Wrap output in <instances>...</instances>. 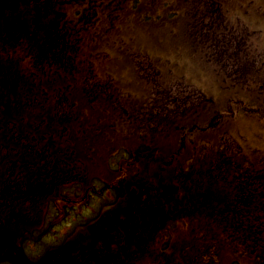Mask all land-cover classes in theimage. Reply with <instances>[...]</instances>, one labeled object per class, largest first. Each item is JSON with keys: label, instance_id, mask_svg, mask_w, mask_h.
<instances>
[{"label": "rangeland", "instance_id": "obj_1", "mask_svg": "<svg viewBox=\"0 0 264 264\" xmlns=\"http://www.w3.org/2000/svg\"><path fill=\"white\" fill-rule=\"evenodd\" d=\"M36 1L9 3L1 16L0 104L10 102L16 92L3 71L10 72L14 63L16 73H21L22 65L28 70L29 58H21L29 49L38 50L39 31L50 25L52 7L45 6L47 0ZM56 1L59 36L75 43L84 59L78 64L82 69L71 72L80 74L86 89L92 88L90 96L75 101L86 106L88 123L93 119L97 126L78 148L86 182L44 196L28 208L35 212L31 220L17 218L8 229H0L4 245L8 239L22 247L23 255L12 256V263L65 264L75 259L77 264H264V206L247 205L241 216L243 211L225 199L240 177H249L246 171L264 174V0H67L72 6L65 15L60 12L61 1ZM246 34L255 36L256 43ZM241 37L248 44L244 64L239 66L245 75L238 76V67L223 68L221 59L223 47L233 49ZM48 72H38V79L50 78L52 68ZM50 83L48 97L64 103L58 92L53 94ZM205 92L216 111L208 107L209 112L192 120L204 126L216 119L214 128L189 135L167 123L180 112L173 108L196 111ZM3 113L0 109V138L6 137L8 125ZM152 128L166 131L157 134L160 141L148 137ZM231 148L235 153L231 167L213 181L220 190L199 193L195 187L194 202L178 190L176 200L182 208L186 203L191 212L182 211L181 219L167 224L178 210L166 212L158 184L174 183L167 177L171 173L189 186L194 179L198 183L202 179L198 167L213 157L212 152ZM149 150L156 161L145 159ZM2 166L0 161V181L9 174ZM188 170L195 175H182ZM119 181L143 183L150 189L128 192L108 212L109 198L114 197L109 187ZM257 187L262 190L260 181ZM257 193L252 189L250 195ZM20 194L15 200L0 192L4 224L2 211L7 206L27 208L29 194ZM159 224L164 230L153 232V225ZM146 233L150 239H145ZM4 249L0 264L11 262H4ZM183 256L186 260L180 261Z\"/></svg>", "mask_w": 264, "mask_h": 264}, {"label": "trees", "instance_id": "obj_2", "mask_svg": "<svg viewBox=\"0 0 264 264\" xmlns=\"http://www.w3.org/2000/svg\"><path fill=\"white\" fill-rule=\"evenodd\" d=\"M58 28V23L53 22V26L49 25L39 31L37 36L39 41L38 50L34 52L29 49L25 56L23 55L21 58L22 61H24L23 58H29L30 68L28 70H25L22 65L23 70L21 73H16L15 69L17 68L16 63H14V68L11 67L12 70L10 72L3 71L6 78L11 77L10 88L15 89L16 92L10 102L5 101L1 103L2 106L0 104V109L4 110L3 117L8 124L5 131L6 137L0 138V146H8L6 157L21 160L23 179L29 180V190L32 189L33 192L27 198L28 200H39V203L48 194H55L56 196L62 192L63 187L86 182L80 169V160L82 158L78 148L80 143L86 140L85 134L90 131L88 128L94 129L97 126L94 124L93 119L91 123H88L84 115V112H87L86 106L75 101L83 95L90 96L92 89H86L87 83L79 81L80 74L77 75L71 72L72 69H82L78 65L84 60L80 53L81 50L78 49L75 43H71V40L65 41L67 37L59 36ZM50 68L56 71L55 79L53 78V88L64 101V103H55L52 107L46 104L49 89L47 84L48 77H40V79H45L43 83L36 81L37 72L46 73ZM8 69H10V66H8ZM17 89L19 90L17 91ZM8 99L10 100V98ZM33 111L38 112L37 115L31 116ZM21 115L22 120L19 119ZM151 150L147 153L150 157H145V159L154 162L156 160L152 159ZM213 154V157L210 156V158L206 159V163L202 164V167H198L199 176L202 178L198 182L202 188L200 189L201 193H204L210 185V175L213 173L214 168L219 169L218 171L223 174L224 164H227L228 159H233V154L220 151V149L214 151ZM184 173L185 175H195L192 170L184 171ZM173 174L171 173L168 177ZM249 186L255 190V181L250 182ZM167 188L174 189L175 186L168 185ZM193 188V185L184 184L185 198L194 202V197L191 193ZM149 189L143 183L134 182L129 184L128 182L119 181L113 191L116 193V197L120 199L121 197L126 198L130 191L136 190L141 193V191L147 192ZM246 195L243 201L248 206L252 202L253 208L259 206L263 208L264 195L261 197V202L252 199L249 194ZM182 211L187 214L191 212L186 203H184ZM15 213L9 212L7 220L14 221ZM182 213L178 212L174 221H170V219L168 224L176 223L181 219ZM31 217L32 215L30 214L26 215L28 220ZM263 219L264 208L262 210V221ZM23 229L26 231L30 230L28 228ZM12 243L13 245L8 246L19 248L16 243ZM173 246H178V244ZM182 248L180 246L178 250ZM169 249L170 246L165 250ZM171 254L173 255L172 250ZM183 259L186 260L183 256L180 261Z\"/></svg>", "mask_w": 264, "mask_h": 264}, {"label": "flooded vegetation", "instance_id": "obj_3", "mask_svg": "<svg viewBox=\"0 0 264 264\" xmlns=\"http://www.w3.org/2000/svg\"><path fill=\"white\" fill-rule=\"evenodd\" d=\"M20 1H22V0H12V1H10V0H0V15L2 14V9L7 5V4H9V3H18V2H20ZM23 4H27V2H24ZM1 17V16H0ZM243 73H245V71L243 70ZM190 84H185V86H189ZM189 87H191V86H189ZM190 89H192V91H194V89L193 88H190ZM187 95H190V94H187ZM200 106L201 107H204V105L203 104H200ZM205 107L206 108H208V105L206 104L205 105ZM198 108H199V106L198 105H196V114L198 113ZM188 114H190L189 112H188V110H186L185 111V113H184V117H187L188 116ZM194 120H192V119H188L187 121H186V123L187 124H181V125H178L177 127H176V129L177 130H182V129H184L185 131H182V133L184 132V133H186L187 132V134H189V133H192L195 129H197V123L194 121ZM188 123H192L191 125H188ZM170 129V128H169ZM152 132L153 133H148V132H146V133H148V134H150V135H153V134H162V135H165L166 134V131H162L161 129H156V128H152ZM185 139H186V137H184L183 139H182V144H184L185 143ZM6 179H2L1 181H0V185H1V182H2V187H9V188H11V186H9V185H6ZM17 186H18V188L16 189V194H18V195H20V193H22V190L21 189H19V187H20V185H19V183H17ZM0 189H1V187H0ZM9 190L10 189H8L7 191H6V193L7 192H9ZM231 191H235V188L234 189H231ZM166 194V191L164 192V195Z\"/></svg>", "mask_w": 264, "mask_h": 264}]
</instances>
